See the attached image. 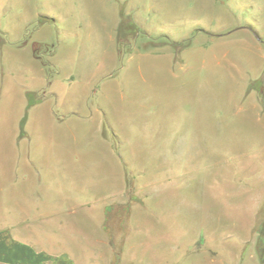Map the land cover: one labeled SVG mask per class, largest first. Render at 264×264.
<instances>
[{
    "label": "rangeland",
    "instance_id": "374dc122",
    "mask_svg": "<svg viewBox=\"0 0 264 264\" xmlns=\"http://www.w3.org/2000/svg\"><path fill=\"white\" fill-rule=\"evenodd\" d=\"M0 156L71 264H264V0H0Z\"/></svg>",
    "mask_w": 264,
    "mask_h": 264
},
{
    "label": "crops",
    "instance_id": "0c3cea01",
    "mask_svg": "<svg viewBox=\"0 0 264 264\" xmlns=\"http://www.w3.org/2000/svg\"><path fill=\"white\" fill-rule=\"evenodd\" d=\"M36 105L29 106L27 103L26 107L23 105L20 107L22 110L25 108L26 111L30 109L31 112ZM25 118L22 116L19 120V129L16 135L18 147L20 140H22L20 141L21 144L30 141L24 131V126H21V122L22 120L25 121ZM21 130L24 132L23 135H21ZM14 159L16 160V167L21 170V164L18 161L19 156H15ZM27 162L29 165L31 163L30 169H32L33 161L28 160ZM1 177L2 172L0 171V179ZM23 178L31 177L26 175ZM17 192L7 200V192L0 190V264H71L66 255L54 256L39 250V242L34 240V227L37 226V220L32 218L31 209L23 207L25 203L22 205V198ZM26 196L30 195L27 194ZM28 202L29 199H27ZM23 211L28 212L22 215Z\"/></svg>",
    "mask_w": 264,
    "mask_h": 264
},
{
    "label": "trees",
    "instance_id": "16d2710c",
    "mask_svg": "<svg viewBox=\"0 0 264 264\" xmlns=\"http://www.w3.org/2000/svg\"><path fill=\"white\" fill-rule=\"evenodd\" d=\"M48 47V46H47ZM53 46H51V48H52ZM32 52H33V54H34V56L37 58V59H41V57L39 56V52H40V47H39V45L37 46V45H34L33 46V50H32ZM42 64L44 65V66H46V68H48V71H49V69H50V66H49V64H48V62L47 61H42Z\"/></svg>",
    "mask_w": 264,
    "mask_h": 264
}]
</instances>
